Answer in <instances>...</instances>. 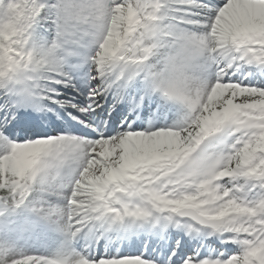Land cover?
I'll use <instances>...</instances> for the list:
<instances>
[{
  "label": "snow or ice",
  "instance_id": "obj_1",
  "mask_svg": "<svg viewBox=\"0 0 264 264\" xmlns=\"http://www.w3.org/2000/svg\"><path fill=\"white\" fill-rule=\"evenodd\" d=\"M251 68L264 75V0H0V221L61 245L0 242V264H177L179 240L160 261L74 249L169 230L238 248L182 264H264V85L245 82ZM157 101L181 120L157 124Z\"/></svg>",
  "mask_w": 264,
  "mask_h": 264
},
{
  "label": "rangeland",
  "instance_id": "obj_2",
  "mask_svg": "<svg viewBox=\"0 0 264 264\" xmlns=\"http://www.w3.org/2000/svg\"><path fill=\"white\" fill-rule=\"evenodd\" d=\"M212 2L218 3L219 0H212ZM45 28H46V25L41 26L40 28L37 29V31L35 33L34 39L38 45L42 44L46 39L49 38V34L45 31ZM250 77L252 78V76H250ZM249 81L251 82L252 86H260V84H262L261 81L259 79H257L256 77H253L251 80H248L245 82L247 83ZM80 86L85 87V88L90 86L87 82V78L84 77L83 75H81V77H80ZM58 91L65 92L69 98L76 95V93L72 92L69 89H58ZM156 103H159L162 105V112L157 114V115H160L161 119L156 121L157 124L167 123L168 125H172V124L177 123L181 120L182 115H183V110L179 106L163 105V102H161V101H157ZM0 104H2V103H0ZM106 107H110V105H106ZM123 107L124 106L122 105L121 108H123ZM57 109H58V106L56 108H54V110L52 112H49L48 115L49 116H55L62 121V117H60V111ZM152 112L153 113L156 112V104H153ZM124 113L128 114L129 112L121 113L119 109L116 112H112V119L114 121V128L116 130H119L120 120L123 118ZM121 115H122V118L120 117ZM142 118L144 120H147V121H148V119H152L151 116H149L148 119H145L144 117H142ZM73 123H75V122H73ZM21 137H22L21 136V130H19L18 133L16 135H14V138L17 140L23 141V139ZM24 138L26 139L27 136H24ZM25 215L26 214H21L20 216L16 217L15 219L16 220H22L25 218ZM10 225H11V222L9 220L0 221V229H2V232H0V242H5V241L11 242L17 246L18 250L27 252L29 254L51 255V254H54L55 252L61 250L59 237L55 233H52L51 231H49L47 228H41V230L38 233H36L35 235H33L31 237L25 236L24 238H20L19 235L14 230H12ZM83 239L86 242V240L87 241L89 240V237L83 238ZM139 243H140V240L133 242V244L130 247V251H132V252L136 251V253H141L142 247H139ZM74 249H75V251L79 250L75 246H74ZM68 251H71V250H68ZM151 251H153V250L149 251L150 254L153 253ZM95 253H97V251ZM144 253H146V252H144ZM158 259H162V257H160Z\"/></svg>",
  "mask_w": 264,
  "mask_h": 264
},
{
  "label": "bare ground",
  "instance_id": "obj_3",
  "mask_svg": "<svg viewBox=\"0 0 264 264\" xmlns=\"http://www.w3.org/2000/svg\"><path fill=\"white\" fill-rule=\"evenodd\" d=\"M159 116V119H161V117H160V115H158ZM141 117H143V114L141 115ZM158 119V120H159ZM138 124H140V123H138ZM143 125L146 127L147 126V124L146 123H143ZM77 135H79L80 134V132H77L76 133ZM81 135V134H80ZM89 138H91V137H89ZM92 237V239L93 238H98L97 236H95V235H92L91 236ZM101 239V238H100ZM88 244H83V246L86 248V246H87ZM99 245V244H98ZM75 246H77V249H79V251L80 252H82V250H81V248H80V246H79V243L78 244H76ZM90 246V247H89ZM88 247L89 248H95V243H89V245H88ZM235 252V251H234ZM237 252H235L234 254H236ZM226 256H229L230 255V253L229 254H225ZM232 255V254H231ZM157 261H160V260H157ZM177 264H182V261H177Z\"/></svg>",
  "mask_w": 264,
  "mask_h": 264
}]
</instances>
